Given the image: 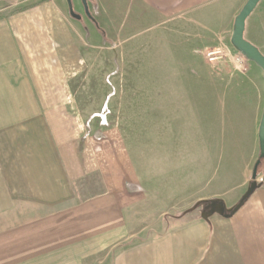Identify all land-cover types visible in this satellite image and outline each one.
<instances>
[{"label":"crops","instance_id":"1","mask_svg":"<svg viewBox=\"0 0 264 264\" xmlns=\"http://www.w3.org/2000/svg\"><path fill=\"white\" fill-rule=\"evenodd\" d=\"M246 1L89 0V31L65 0L0 10V264H264V160L261 186L231 217L195 209L233 208L251 182L262 72L178 59L236 57L230 37ZM120 7L162 33L126 36ZM244 38L264 56V0ZM108 40L147 53L150 91L131 99L132 121L146 105V148L134 123H94L77 98L75 81ZM177 71L193 80L165 79ZM149 213L186 221L141 228Z\"/></svg>","mask_w":264,"mask_h":264},{"label":"rangeland","instance_id":"2","mask_svg":"<svg viewBox=\"0 0 264 264\" xmlns=\"http://www.w3.org/2000/svg\"><path fill=\"white\" fill-rule=\"evenodd\" d=\"M15 1L16 0H0V10L6 9L7 4H12ZM15 8H17V6ZM72 8L76 15L83 17L82 20L85 25L84 30L89 31L94 28L92 20L84 14L80 1L77 3V0H72ZM121 8L122 7L114 10L113 19L114 21L120 19L124 21L123 27L125 28L124 33L126 36L136 35L134 38L136 42L143 41L147 43L148 36H152L156 33L158 34L159 32L162 33V31L159 30H150L151 24L147 19L140 17L137 19L133 18L136 8L132 7L120 10ZM88 10L89 13H92V8L89 4ZM97 47H99V49L93 50L90 71L81 75L75 81L77 98L86 108L87 113L92 116L91 120L94 123L103 122L104 125H116L119 121L123 122L122 119L124 118L123 124L129 126L134 123L133 125L136 127L137 132L146 135V129L142 130L147 122L145 120L146 110L144 109L146 105L141 104L136 106L138 109L137 115H139L140 118L135 115L136 119L132 121L131 99L134 97H147L150 91L149 83L150 80L153 79V74L147 70L149 64L146 57L147 53H143L142 50L137 51V49L133 51L132 42L126 40L118 42L108 40L105 44ZM137 52H139V55ZM222 52L223 57L213 63L207 61L205 52L201 55L202 57L185 56L178 59L183 60L185 64L183 67H189L188 65H192L193 67L200 66L199 60L202 61V64H207L210 67L219 63L237 66L235 57H233L234 55L231 53L229 54L225 50H222ZM241 69L243 68L238 70ZM189 73L190 71L167 73L165 79L173 81L181 77V80L191 81L193 79ZM160 79L164 80L163 77ZM173 92L174 95H179V89H175ZM137 119H140V121ZM141 119H143V121H141ZM136 123H138V128ZM178 127L177 125L176 128ZM144 135L138 137L141 146L144 145L142 148H146L147 135ZM206 205L207 204H200V206H197L195 209L200 207L203 210L206 208ZM190 217L194 216L191 215ZM185 219L182 217L153 216L150 214L141 218L142 222L140 227H150V225L154 224L158 226L160 222H163L165 227H171L186 221Z\"/></svg>","mask_w":264,"mask_h":264},{"label":"water","instance_id":"3","mask_svg":"<svg viewBox=\"0 0 264 264\" xmlns=\"http://www.w3.org/2000/svg\"><path fill=\"white\" fill-rule=\"evenodd\" d=\"M68 8L69 15L76 20H80L81 16L76 15L73 12L72 8V0H65ZM88 1L89 0H80L81 5L84 10V14L91 18L88 10ZM261 0H247L244 6L241 8L239 13L234 19L233 30L230 37V45L231 47L241 55L246 61L253 63L257 66L263 75L264 78V56L261 52L253 46L251 43L245 40L244 31H245V23L247 18L251 15V13L255 10L257 5ZM258 144H259V156L253 166L252 174H251V182L249 183L246 192L240 198L238 203L230 209H226L221 202H210L206 207L209 213H218L221 216L226 218L231 217L234 213H236L243 204L251 197V195L261 186L257 183V175L258 168L261 165L262 160H264V107L262 110V115L258 128Z\"/></svg>","mask_w":264,"mask_h":264},{"label":"built area","instance_id":"4","mask_svg":"<svg viewBox=\"0 0 264 264\" xmlns=\"http://www.w3.org/2000/svg\"><path fill=\"white\" fill-rule=\"evenodd\" d=\"M205 57L207 58V61L210 63L216 62L221 57H223L222 50H214V51H207L205 52ZM246 60L237 53L235 57V63L239 68H243L245 65Z\"/></svg>","mask_w":264,"mask_h":264}]
</instances>
